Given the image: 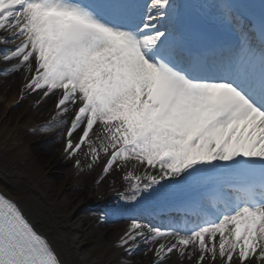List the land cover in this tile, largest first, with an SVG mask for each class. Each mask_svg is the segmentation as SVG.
Wrapping results in <instances>:
<instances>
[{"label": "snow or ice", "instance_id": "obj_1", "mask_svg": "<svg viewBox=\"0 0 264 264\" xmlns=\"http://www.w3.org/2000/svg\"><path fill=\"white\" fill-rule=\"evenodd\" d=\"M0 62L20 100L56 98L32 131L67 124L77 174L86 147L96 185L126 169V203L195 191L181 222L103 209L130 223L93 264H264V0H0ZM0 264H64L3 195Z\"/></svg>", "mask_w": 264, "mask_h": 264}, {"label": "bare ground", "instance_id": "obj_2", "mask_svg": "<svg viewBox=\"0 0 264 264\" xmlns=\"http://www.w3.org/2000/svg\"><path fill=\"white\" fill-rule=\"evenodd\" d=\"M6 66L0 62V69ZM22 73H0V188L22 206L64 264H93L99 254L97 245L114 241L130 223L111 219L100 224V212L117 204L138 210L154 199L136 206L119 197L128 185L123 179L126 169L109 173L99 185L94 182L101 171L94 173L84 167L77 174L75 158L66 159L64 147H60L65 139L61 129L64 125L49 133H33V128L51 119L56 98L45 99L38 106H34L38 99L35 93L20 100ZM71 116L69 113L65 119L70 121ZM15 134L20 141L12 147L10 137ZM25 151L32 157L23 163L19 154ZM76 158L83 164L81 156ZM136 259L140 264H150L151 254ZM175 260L173 257L170 264Z\"/></svg>", "mask_w": 264, "mask_h": 264}, {"label": "rangeland", "instance_id": "obj_3", "mask_svg": "<svg viewBox=\"0 0 264 264\" xmlns=\"http://www.w3.org/2000/svg\"><path fill=\"white\" fill-rule=\"evenodd\" d=\"M65 125H67V124H65ZM64 125V127L62 128L61 127V129H62V133H63V130L65 129V126ZM50 131H48V133H49ZM43 132H38V134H42ZM44 133H47V132H44ZM10 145L12 146V147H14V143L15 142H19L20 141V139H19V136L17 135V134H15V135H13L12 137H10ZM63 142H64V139L61 141V143H60V147L62 148V146H63ZM85 152H86V147L78 154L79 156H81L82 157V159H83V164H84V167L87 169V170H89L88 168H87V165L91 162L90 160H89V158L88 157H86L85 156ZM32 157V155L29 153V152H27V151H25V152H21L20 154H19V158H20V160L23 162V163H26V162H28V160L30 159ZM106 156H104L103 154L101 155V158L99 159V161H97L94 165H93V167L89 170L90 172H94V173H97V172H99L101 169V166H102V164H103V161L106 159L105 158ZM116 170H119V169H117V168H115V166H114V168H113V170L110 172V173H113L114 174V172L116 171Z\"/></svg>", "mask_w": 264, "mask_h": 264}]
</instances>
